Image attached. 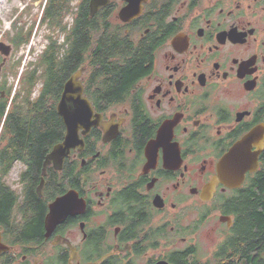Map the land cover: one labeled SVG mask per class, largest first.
<instances>
[{"label": "flooded vegetation", "instance_id": "af4514ba", "mask_svg": "<svg viewBox=\"0 0 264 264\" xmlns=\"http://www.w3.org/2000/svg\"><path fill=\"white\" fill-rule=\"evenodd\" d=\"M129 5L142 11L124 20ZM91 16L127 35L143 61L131 75L127 63L75 71L97 123L80 129L61 168L48 166L41 192L43 165L36 185L20 160L17 188L6 181L15 164L5 175L0 264L249 258L248 210L264 166V0H108ZM250 133L259 165L229 187L219 163Z\"/></svg>", "mask_w": 264, "mask_h": 264}, {"label": "trees", "instance_id": "16d2710c", "mask_svg": "<svg viewBox=\"0 0 264 264\" xmlns=\"http://www.w3.org/2000/svg\"><path fill=\"white\" fill-rule=\"evenodd\" d=\"M89 2L81 0L74 7L72 0H47L41 22L54 32L61 31L64 42L59 43L57 38L48 35L49 44L38 61L21 72L19 90L14 91L6 79L0 83V139L3 144L0 149V188L5 191L10 192L3 179L19 160L26 166L23 177L31 175L26 181L33 185L40 181L46 154L65 135V124L57 110L64 84L82 63H100L108 67L109 64L127 63L131 75L143 61L141 49L133 46L127 35L111 32L107 23L90 15ZM70 13L74 15L71 23L66 22ZM35 26L33 24L31 30H26L22 36L20 33L13 36L19 47L29 42ZM21 63L22 60H18V64ZM119 75L123 78H116L126 79L127 71L119 72ZM39 83H42V88L35 96ZM256 182L257 198L249 206L248 224L257 243L242 247L243 254L249 258H222L219 264H264V166ZM254 248L256 258H251L254 254L251 249Z\"/></svg>", "mask_w": 264, "mask_h": 264}, {"label": "water", "instance_id": "95a60500", "mask_svg": "<svg viewBox=\"0 0 264 264\" xmlns=\"http://www.w3.org/2000/svg\"><path fill=\"white\" fill-rule=\"evenodd\" d=\"M107 3L108 0H91V15H94L100 7ZM141 11V5H129L122 9L121 15L124 20H131L133 16L138 15ZM81 76L82 71H77L64 84L61 98L57 104V110L63 118L66 133L64 139L56 143L46 155L42 170V181L39 186L40 192L46 181L45 174L48 166L54 163L56 168H61L65 157L81 141L80 129L83 128V133L87 134L92 126L97 123L94 120L92 103L87 97L83 96L84 86L80 80ZM252 133L242 141L237 142L219 163V179L229 187L241 185L245 179L246 172L248 170H256L259 165V154L262 151V145H259L257 151L250 149ZM59 205V203H54L52 210L60 207ZM3 249H9V247L2 242L0 232V252Z\"/></svg>", "mask_w": 264, "mask_h": 264}, {"label": "rangeland", "instance_id": "374dc122", "mask_svg": "<svg viewBox=\"0 0 264 264\" xmlns=\"http://www.w3.org/2000/svg\"><path fill=\"white\" fill-rule=\"evenodd\" d=\"M47 0H0V83L6 79L13 85L14 91L21 87L20 74L32 62H37L43 50L49 44L48 35L57 38L59 43L64 42V34L61 31L54 32L46 23L41 22L44 6ZM80 0H72V6L76 7ZM74 15L70 13L66 17V22L71 23ZM34 27L33 35L29 42L20 47L14 35L20 33L22 36L26 30ZM21 27H24L21 29ZM19 47V48H18ZM18 60H22L18 64ZM7 76V78H6ZM42 88L39 83L35 90L37 96ZM2 131V122L0 121V133ZM0 144H2L0 139ZM24 166L20 162L15 163L6 181L18 187V171ZM208 258H205L206 260ZM212 259V258H211Z\"/></svg>", "mask_w": 264, "mask_h": 264}, {"label": "bare ground", "instance_id": "6f19581e", "mask_svg": "<svg viewBox=\"0 0 264 264\" xmlns=\"http://www.w3.org/2000/svg\"><path fill=\"white\" fill-rule=\"evenodd\" d=\"M62 117V116H61Z\"/></svg>", "mask_w": 264, "mask_h": 264}]
</instances>
